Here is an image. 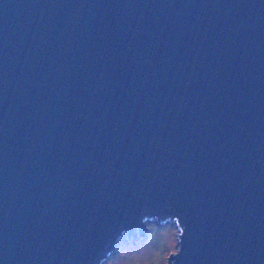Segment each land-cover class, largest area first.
Here are the masks:
<instances>
[{
	"label": "water",
	"instance_id": "1",
	"mask_svg": "<svg viewBox=\"0 0 264 264\" xmlns=\"http://www.w3.org/2000/svg\"><path fill=\"white\" fill-rule=\"evenodd\" d=\"M264 264V0H0V264Z\"/></svg>",
	"mask_w": 264,
	"mask_h": 264
},
{
	"label": "rangeland",
	"instance_id": "2",
	"mask_svg": "<svg viewBox=\"0 0 264 264\" xmlns=\"http://www.w3.org/2000/svg\"><path fill=\"white\" fill-rule=\"evenodd\" d=\"M147 228V238L134 244H122L104 264H167L168 257L176 250L175 226L148 223Z\"/></svg>",
	"mask_w": 264,
	"mask_h": 264
}]
</instances>
